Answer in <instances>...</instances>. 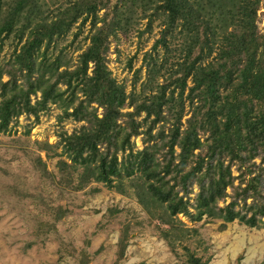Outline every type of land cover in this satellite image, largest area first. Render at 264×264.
I'll use <instances>...</instances> for the list:
<instances>
[{
  "label": "trees",
  "instance_id": "16d2710c",
  "mask_svg": "<svg viewBox=\"0 0 264 264\" xmlns=\"http://www.w3.org/2000/svg\"><path fill=\"white\" fill-rule=\"evenodd\" d=\"M40 2L0 0V48L12 35L20 44L12 68L0 67V133L7 132L20 115L38 118L51 104L62 110V118L84 122L60 143L73 165L83 167L80 182L114 188L115 179L134 176L131 186L139 203L170 227L164 236L172 247L176 246L173 238L181 240L184 234L197 232L185 228L178 219L181 214L192 222L221 220V228L236 220L264 228V0L228 1L232 7L226 14L221 8L220 16L199 0H76L50 22L42 16ZM138 8L149 26L158 20L163 27L154 50L161 46L168 54L175 52L171 46L176 40L182 47V62L152 95L145 90L150 91L163 64L149 63L151 76L143 92L129 95L107 67L110 36L121 27L125 11ZM149 10L152 13L146 15ZM89 18L90 44L70 69L63 51L53 56L50 47L57 46L75 22L81 19L84 25ZM5 74L8 81H3ZM189 79L192 86L185 99ZM187 100L191 115L181 131ZM126 104L133 111L121 112ZM98 108L103 110L101 117ZM141 113L145 118L136 121ZM160 122L158 134L152 135ZM167 123H172L169 130ZM146 124L148 142L153 144L134 152L131 138ZM228 197L229 203L219 205ZM174 228H178L177 238L171 234ZM185 250L186 264L210 262V257L204 260Z\"/></svg>",
  "mask_w": 264,
  "mask_h": 264
},
{
  "label": "rangeland",
  "instance_id": "374dc122",
  "mask_svg": "<svg viewBox=\"0 0 264 264\" xmlns=\"http://www.w3.org/2000/svg\"><path fill=\"white\" fill-rule=\"evenodd\" d=\"M75 1L41 0L42 16L50 22ZM228 1L233 0H199L216 16H220L221 8L226 14L232 7ZM151 13L149 10L146 15ZM98 15L103 17L104 10ZM91 21L89 18L84 25L81 19L75 22L57 46L50 47L49 54L57 56L63 51V57L73 69L90 44ZM159 23L155 20L149 26L142 9L126 10L121 27L109 38L107 67L111 77L124 86L127 95L143 92L151 76L149 63L151 66L163 64L159 66L160 75L152 80L150 91L145 90L147 95H152L157 93L156 86L163 85L177 63L183 60L179 56L182 51L179 40L171 46L177 49L172 54L161 46L153 49L163 29ZM19 50L15 36L5 40L0 48V67L10 65L12 68L14 52ZM65 68L64 65L61 71ZM91 71L92 65L88 73ZM8 80L5 74L3 81ZM191 86L189 79L185 99ZM60 87L65 89L64 85ZM177 94L178 91L176 97ZM78 96L83 99L81 94ZM31 99L35 103L36 98ZM91 107L97 108V105ZM131 111L127 104L121 108L123 113ZM97 112L101 117L102 108ZM62 115V110L51 104L38 118L20 115L12 120L7 132L0 133V264H186L185 247L204 260L210 257L208 264H264V228H252L237 220L221 228V220L192 222L181 214L178 219L185 228L197 232L186 233L181 240L172 237L176 245L172 247L164 236L170 227L152 217L139 203L136 188L131 186L134 176L115 179L114 188L93 181L82 184L83 167L73 165L63 154L60 143L65 134L71 135L85 123L73 117L62 118ZM190 115L187 100L181 131L186 128ZM144 118L145 113H141L135 120ZM148 125L139 128L140 133L131 138L134 152L153 144L146 135ZM161 125L163 122L158 123L151 134L157 135ZM170 127L172 123L165 126L166 130ZM204 139L201 137L202 141ZM175 150L179 152L178 147ZM255 162L260 164V159ZM232 173L235 177L239 175L235 166ZM119 182L122 187H118ZM238 183L235 181L234 185ZM197 191L193 186V193ZM227 193L232 195V188H228ZM229 202L228 197L219 205ZM177 230L174 228L171 233L176 238Z\"/></svg>",
  "mask_w": 264,
  "mask_h": 264
}]
</instances>
